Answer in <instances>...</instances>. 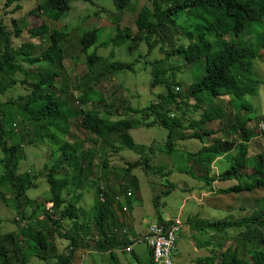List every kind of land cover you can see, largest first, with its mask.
I'll list each match as a JSON object with an SVG mask.
<instances>
[{"label": "trees", "instance_id": "1", "mask_svg": "<svg viewBox=\"0 0 264 264\" xmlns=\"http://www.w3.org/2000/svg\"><path fill=\"white\" fill-rule=\"evenodd\" d=\"M2 1L5 8L13 6L12 13L21 8L20 0ZM66 1L37 0V10L44 13L48 20L57 21L63 16L67 8ZM113 3L121 13L116 19H112L116 34L109 36L105 41H101L100 28L85 32L80 38L81 48H79L81 52H86L94 45L95 48H107L110 45L115 48L126 41H130L126 47L128 53L138 51L141 44H144L146 46L145 53L149 55L158 43L163 42L169 29L176 25L178 18L183 15L188 18L191 17V20L201 21V24L193 25L192 29L189 26L190 23L188 27L181 26L185 30V34L187 33L189 41L187 46L179 45L176 48V55L184 62V56L187 52L206 51L207 56L203 63L204 73L198 82L190 85L187 92H182L180 90L182 82L177 79L181 66H159L158 63L162 59L154 62L145 61L144 64L151 69L149 87L151 89L156 87L164 89L158 94L157 102L142 109H132L126 106L124 114L130 115L129 118L118 119L113 122L96 111L87 110L83 112L81 125L86 132L100 139L108 134L114 135L115 138L126 137L127 132L140 127L143 122L146 127L160 126L167 131L164 147L170 151L173 149V139L177 132L182 133L179 137L182 140L202 142L203 138L214 133L212 130L204 128L207 124L225 120L229 126L224 124L225 129L222 126L218 130L223 138L217 139L209 145L204 144L197 152L190 154L191 158L195 159V167L185 170L177 169V171L189 175L193 180L205 183L210 187L209 190L206 189L207 193L212 190L215 181L237 180V184L233 187L221 190L228 193L248 192L258 197L259 191H261L263 205L258 210L246 212L247 215H242L237 220L209 223L207 228L233 229L232 231L237 238L236 244L234 246L229 244L224 247V244L220 243L217 248L222 252L218 261L214 255H207L198 257L194 264H264V149L261 150L262 146L257 144L256 155L248 158L249 144L256 137L264 139V133L256 128L251 129L249 127L251 120L248 117H241L233 113L234 108H236L235 110L245 108L246 105L242 97L249 90L246 85L247 82H250L246 74L252 72V61L257 57L261 59L264 52V0H149L150 6H142L135 19L134 26L136 32L139 33L138 35H132L128 27L122 26V12L130 4V0H113ZM12 27L13 29L9 30L0 22V97L18 84L23 86L27 84L26 79L31 76L33 81L29 85L30 92L25 97L18 98L23 101L22 105L17 106L20 125L25 128L27 123H37L42 133L40 143H49L52 148V155H55L57 148L60 150V154L50 170L47 173L43 172L46 176L44 178L49 192L46 202L52 203V206L46 209V202L37 203L31 213L26 214L24 212L25 206H32L33 203L30 200L21 203L19 200L23 196L25 197V192L30 187L25 186L23 175L16 174V166L24 158L21 151L23 146L14 141L17 135L16 129L12 126V115L6 111V106L15 104V100H0V189L9 188L15 202L13 205L17 216L15 222L16 224L25 223L23 226L29 233L28 237L35 240V242H30L27 249H24L15 236H12L10 240L0 239V264H29L31 258H38L44 262L52 260L53 264H73L75 256H78L80 251L107 252L110 260L116 262L114 251L117 248H126L132 242H128L125 237L119 241L114 231H110V229L117 228L120 224L116 229L118 231L122 226L116 212L124 216L123 206L126 208L125 211L130 208L132 194L130 197L125 194L124 201L120 203L116 199L118 194H111L105 191L103 187V194H98L100 187L98 186V202L96 201L94 205L96 214L93 217L94 235L91 234L83 238L73 232L60 230L63 221L77 219L79 216L77 201L73 198H77L80 194L78 191L75 192L78 186L74 184V180L77 173L81 171V154H77L70 143L60 141L58 136V130L69 127L67 121L71 111L66 106V100L60 102L57 99L55 80L59 77L60 72L46 71L42 73L40 71L38 74L30 75L26 71L27 69L22 65V59L28 56L27 49L25 46H19L18 54L12 42L13 38L20 37L23 29L16 19L12 20ZM28 31L32 36L41 33V29L32 28ZM49 33L51 44L42 52L48 67L42 68V71L49 67H55L57 62L60 65L65 51L60 40L64 34L54 30ZM245 33L249 37L255 34L258 37L251 42L249 37L244 38L242 36ZM44 34L47 35L48 33ZM55 54L61 58L60 61L55 60ZM110 56H113L112 51ZM139 58L146 60V57L140 53L137 60ZM191 61L193 62L194 59ZM133 66V63L112 61L110 71L113 73L133 71ZM16 75H21L23 78L18 80ZM93 96V91L92 94L84 93L80 97V101L84 104L90 103ZM223 97L227 98L230 104V116L226 117L221 108H214L213 106H211L213 108H201L202 104L210 106L212 105L211 100ZM188 109H191V112L195 110H202V112L198 120L191 119L187 125H184V115ZM115 111L117 110L115 109ZM109 113L110 111L107 114ZM138 115L140 120L133 119ZM149 117L152 120L147 122ZM262 119L264 120V116ZM257 123L255 122V126ZM188 130L191 132L183 133ZM28 143L31 146H36L30 141ZM54 146L57 148H53ZM119 149V146L117 149L114 148L115 151ZM150 151L153 155L152 146H150ZM231 152L235 153L229 157L232 161L230 167L210 176L209 173L213 170L215 160ZM149 156L145 154L139 160L126 163L124 174L131 177L130 173L135 168L150 169L152 165L149 164L152 158ZM59 159L62 160L61 164L58 163ZM106 165L107 163L104 162V166ZM61 170H71V179L67 177L66 173L58 176L57 173ZM169 173L170 171L166 172V176ZM25 177L28 180L29 176L25 175ZM244 179L246 180L243 181ZM129 180L130 186L134 189L137 182L131 178ZM168 188L172 189L173 187L169 184ZM128 190L129 188H125V193ZM70 193L73 194V198L69 197ZM0 194L3 193L0 192ZM100 196H103V201H101ZM251 197L255 200L253 196ZM153 202L157 205L158 197H155ZM40 218L42 221H50L52 231L56 233L57 237L68 241V253H56L54 256L48 257L41 254V251L45 252L51 243L44 229L40 228L42 223ZM159 223L167 225L163 220H160ZM232 235L233 233H231ZM150 260L153 264L151 252Z\"/></svg>", "mask_w": 264, "mask_h": 264}, {"label": "rangeland", "instance_id": "2", "mask_svg": "<svg viewBox=\"0 0 264 264\" xmlns=\"http://www.w3.org/2000/svg\"><path fill=\"white\" fill-rule=\"evenodd\" d=\"M19 4L21 8L12 13L13 6L5 8L3 1L0 0V22L9 30L13 29L12 20L16 19L20 23L23 32L19 38H13L12 42L18 54L19 46L26 47L28 56L22 59V65L30 75L38 74L40 71L42 73L46 71L60 72L59 77L55 80L57 99L60 102L66 100V106L71 111V115L67 121L69 127L58 130L59 140L70 143L75 148L76 153L81 154V171L77 173L78 177L76 176L74 180V184L78 186L75 192L78 191L80 194L77 198H73L72 193L69 195L77 201L79 216L77 219L63 221L60 230L73 232L83 238L94 233L93 217L96 214L94 205L96 201L98 202L97 187L102 186L105 191L118 194L117 197L120 198L129 192L132 194L130 208L126 211L123 210L124 216L116 212L119 222L122 223L121 227L129 232L128 236L140 238L146 233L149 224L158 223L165 218L174 221L178 219L179 221L176 223H182L183 230L181 229L175 248L170 254L173 264H194L198 257L207 255H214L218 261L222 250H218L217 246L220 243H223L224 247L229 244L234 246L237 239L236 234L232 231L233 229H211L206 226L215 221H234L242 215H247L246 212L250 213L260 209L263 205V194L259 191L258 197L248 192H225L221 189L231 188L237 184V180H225L212 187V190L204 197H200L201 190L205 193L208 192L206 189L209 190L210 187L205 183L193 180L187 174L179 173L177 169L185 170L195 167V159L191 158L190 154L197 152L204 144L209 145L217 139H222L223 136L218 130L222 126L225 129V120L207 124L205 129L210 127L209 130L213 129L212 125L214 129H219L218 132L212 130L214 133L203 138L202 142L182 140L179 138L182 133L177 132L173 139V149L170 151L164 147L167 131L160 126L146 127L143 122L140 127L127 132L128 136L123 137L124 139L115 138L112 134L105 135L100 139L86 132L81 125V117L83 112L87 110L96 111L113 122L118 119L129 118L130 115L124 114L126 106L132 109H142L151 103H156L158 94L164 89L162 87L154 89L149 87L151 69L144 64L145 61L154 62L162 59L158 63L159 66H181L177 79L182 82L180 90L187 92L190 85L198 82L203 76V63L207 54L206 51L187 52L183 62V59L176 55V48L179 45L187 46L189 41L187 33L185 34L182 27H188L190 23L189 26L192 29L193 25L201 24V21L191 20V17L182 15L178 18L177 24L169 29L163 42L158 43L149 55L145 53L146 46L144 44H141L138 51L128 53L126 47L130 41H126L115 48L111 45L107 48H95L94 45L86 52H81L80 38L85 32L100 28L101 41H105L109 36L116 34L112 19H116L121 13L115 7L113 0H67V8L63 16L57 21L48 20L44 13L37 10V0H20ZM145 5L150 6L149 0H130V4L122 12V26L128 27L132 35L139 34L134 26L135 19L139 9ZM254 27L256 28V26ZM32 28L41 29V33L36 34V36L30 35L28 30ZM53 30L64 34L60 39L65 49L63 59L60 63L61 66L57 62L55 67H49L42 71V68L48 67L42 52L51 44L49 32ZM242 36L245 38L247 35L245 33ZM257 37L258 35L255 34L251 35L249 39L253 42ZM253 49L258 50L257 48ZM111 51L113 56H110ZM139 53L145 56L146 60L142 58L137 60ZM60 59L55 54V60L60 61ZM112 61L133 63V71L113 73L110 71ZM16 77L18 80L23 78L21 75H16ZM246 77L250 81L246 85L249 90L242 97L246 106L239 110L234 108L233 113L241 117H248L251 120L249 127L252 129L258 127L261 123L260 119L264 116V52L261 59L257 57L252 61V72L247 73ZM26 81L27 84L24 86L18 84L12 87L4 96L0 97V100H15V104L6 106V111L12 115V126L16 129L17 135L14 141L23 146L21 151L24 158L17 164L16 174L23 175L25 186L30 187L25 192V197L23 196L19 200L21 203L27 200L33 203L32 206L24 205L25 208L22 206L24 212L29 215L35 204L45 203L49 197L48 186L44 178L46 176L43 172L47 173L50 170L58 159L60 150L54 146L53 148L57 149L55 155H52V148L49 143H40L42 133L37 123H27L25 128L20 125L17 106L22 105L23 101L18 98L25 97L30 92L29 85L33 80L31 76H28ZM92 91L94 92L93 100L90 103H82L80 97L87 92L92 94ZM211 101L212 105L202 104L201 108L213 106L223 109L226 117L231 115L227 98H217ZM108 111H110L109 114H107ZM201 112L202 110L191 112V109H188L184 115V125H187L191 119L198 120ZM133 119L140 120V116H135ZM151 120L152 118L149 117L147 122ZM255 122H258L256 126ZM227 125L229 126L228 123ZM188 132L191 130L183 133L187 134ZM28 141L36 144V146H31ZM257 144L262 146L261 150H263L264 139L256 137L255 140L251 141L248 158L256 155ZM117 146L120 149L115 151L114 148L117 149ZM150 146L153 147V155ZM234 153L231 152L229 155ZM145 154L152 158L149 164L152 165L151 168L144 170L138 167L131 171V177L125 175L126 163L139 160ZM104 162L107 163L106 166H104ZM58 163L61 164L62 160L59 159ZM231 163V159L227 158V160L217 161L215 167L218 172H222L229 168ZM61 167L67 169L65 166L61 165ZM61 167L59 169H62ZM168 171L170 173L166 176ZM65 173L71 179V170H61L57 175L62 176ZM209 174L213 176L216 171L212 170ZM25 175L29 176L28 180ZM130 178L137 182L134 189L130 186ZM169 184L172 185V189L168 188ZM199 185L202 186V189H197ZM190 186L193 187L191 191L188 189ZM125 188H129L126 193ZM0 192L3 193L0 194V239L10 240L12 236H15L20 245L27 249L30 242H35V240L28 237L29 233L23 226L25 223L16 224L17 216L13 206L15 202L9 188H2ZM190 196H194L196 201ZM251 196L255 198L256 202ZM155 197H158L157 205L153 202ZM51 206L52 203H45L46 209ZM40 228L44 229L51 243L45 252L41 251L42 255L48 257L54 256L56 253H68V241L57 237L56 233L52 231L50 221L43 220ZM114 228H111L110 231L117 229ZM231 233H233L232 236ZM116 237L119 240L124 236L120 234ZM192 243L195 244L196 251L193 250ZM133 249L135 255L130 254L131 251L117 255V252L114 251L117 264H151L150 249L144 243L136 242ZM29 261V264H51L52 262V260L44 262L38 258H31ZM116 262L110 260L107 252L80 251L78 256H75L73 264H116Z\"/></svg>", "mask_w": 264, "mask_h": 264}, {"label": "built area", "instance_id": "3", "mask_svg": "<svg viewBox=\"0 0 264 264\" xmlns=\"http://www.w3.org/2000/svg\"><path fill=\"white\" fill-rule=\"evenodd\" d=\"M255 128L264 133L263 119H261V123L258 127ZM98 194H103L102 186L99 187ZM126 196L130 197L131 193H127ZM116 199L118 202L122 203L125 197H117ZM125 209V206H123V210ZM165 223L167 224L166 226L161 223H152L142 237L129 239V241L132 242L131 244L142 242L150 249L153 264H173L170 254L175 248L178 235L182 229V223H175L174 220H167ZM114 234L126 235L127 231L114 230ZM131 244L125 248V251H131Z\"/></svg>", "mask_w": 264, "mask_h": 264}, {"label": "crops", "instance_id": "4", "mask_svg": "<svg viewBox=\"0 0 264 264\" xmlns=\"http://www.w3.org/2000/svg\"><path fill=\"white\" fill-rule=\"evenodd\" d=\"M218 121H215L214 123H217ZM212 127H213V129H211V130H213V131H217L218 129L217 128H215L214 129V126L212 125ZM211 128V127H210ZM209 128V129H210ZM199 150V149H198ZM228 156V157H227ZM229 158L230 157V155L228 154V155H225L224 157H220V158H218L217 160H215V162L213 163V170H215L216 171V173H219L218 171H217V169H216V167H215V164H216V162L217 161H220V160H227V158ZM220 183H222L221 181H215L214 183H213V185H212V187H215V186H217V185H219ZM190 191L193 189V187L192 186H190L189 188H188ZM197 189H202V186L201 185H199V187L197 186ZM187 190V189H186ZM203 190H201V192H200V197H203V195L205 194H207V192H205V193H203L202 192ZM207 191V190H206ZM192 199H194L195 201H196V199L194 198V196H190ZM199 197V198H200ZM120 198V197H119ZM202 199V198H201ZM201 202V201H200ZM202 203V202H201ZM178 218V217H177ZM170 219V218H169ZM168 220V218H165L164 220H163V222H165V221H167ZM176 221H179L178 219L177 220H175V222ZM159 223V222H158ZM150 225V224H149ZM149 225H148V227H149ZM147 227V228H148ZM147 228H146V230H147ZM121 230H119L118 229V231H122V230H125V229H123L122 227L120 228ZM182 230H183V228H182ZM127 231V230H126ZM128 231H127V234L126 235H123L127 240H128V242H130L129 241V239L130 238H135V237H131V236H128ZM121 239H123V237L122 238H120L119 240H121ZM131 243V242H130ZM130 245V244H129ZM129 245H127V246H129ZM192 245H193V250L194 251H196L197 250V248L195 247V244L194 243H192ZM133 246H134V244H131V252H130V254H132V255H135V252H134V249H133ZM126 247V246H125ZM116 252H117V255H120V254H122L123 252H125V248H117V250H115ZM192 261V260H191Z\"/></svg>", "mask_w": 264, "mask_h": 264}, {"label": "bare ground", "instance_id": "5", "mask_svg": "<svg viewBox=\"0 0 264 264\" xmlns=\"http://www.w3.org/2000/svg\"><path fill=\"white\" fill-rule=\"evenodd\" d=\"M263 122H264V120H263ZM264 126V125H263ZM100 199H101V201H103V196H100Z\"/></svg>", "mask_w": 264, "mask_h": 264}]
</instances>
